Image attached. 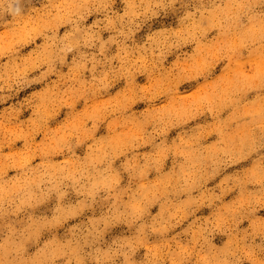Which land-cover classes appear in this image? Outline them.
<instances>
[{
    "label": "clouds",
    "instance_id": "9594fccd",
    "mask_svg": "<svg viewBox=\"0 0 264 264\" xmlns=\"http://www.w3.org/2000/svg\"><path fill=\"white\" fill-rule=\"evenodd\" d=\"M0 264H264V0H0Z\"/></svg>",
    "mask_w": 264,
    "mask_h": 264
}]
</instances>
